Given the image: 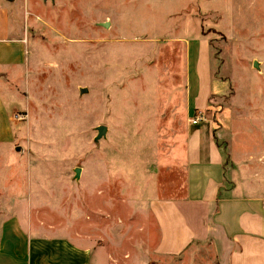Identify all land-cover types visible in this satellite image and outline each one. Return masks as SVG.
<instances>
[{
  "label": "rangeland",
  "instance_id": "1",
  "mask_svg": "<svg viewBox=\"0 0 264 264\" xmlns=\"http://www.w3.org/2000/svg\"><path fill=\"white\" fill-rule=\"evenodd\" d=\"M10 2L27 49L3 83L16 132L13 149L1 146L0 184L13 188L3 190L25 196L32 226L71 236L83 227L114 255L105 264H216L207 245L154 254L149 203L184 196L189 120L200 114L239 167L238 191L264 208V0ZM197 56L213 89L187 114ZM249 264H264V242Z\"/></svg>",
  "mask_w": 264,
  "mask_h": 264
},
{
  "label": "crops",
  "instance_id": "2",
  "mask_svg": "<svg viewBox=\"0 0 264 264\" xmlns=\"http://www.w3.org/2000/svg\"><path fill=\"white\" fill-rule=\"evenodd\" d=\"M10 1L0 0V157L6 155L1 146H7L9 152L14 148L16 137L10 95L3 83L8 75L25 66L27 49L19 37L18 24L12 23L11 16L16 9H12ZM197 62L198 56L191 74L195 85L186 95L187 114L190 109H201L204 103L207 107L213 89L211 74L202 79L203 85L200 82ZM191 76L188 73V77ZM190 126L184 196L149 203L159 237L154 254L180 257L195 245H207L216 264H249L250 255L263 249L262 199L238 191L232 176L239 167L234 164L232 153L228 152L227 163L223 150L214 147L208 123L200 120ZM199 143L204 144V148L198 147ZM14 152L15 156H20L17 148ZM239 171L244 174L243 170ZM10 182H5L7 188L12 185ZM5 184H0V264H105L115 261L114 255L94 245L90 237L81 232L83 227L75 229V235L71 236L64 232L52 235V225L32 226L24 208L18 206L24 204L25 196L14 193L15 190L4 191ZM88 222L87 215L85 224ZM142 231H146V227Z\"/></svg>",
  "mask_w": 264,
  "mask_h": 264
},
{
  "label": "water",
  "instance_id": "3",
  "mask_svg": "<svg viewBox=\"0 0 264 264\" xmlns=\"http://www.w3.org/2000/svg\"><path fill=\"white\" fill-rule=\"evenodd\" d=\"M44 1H46V0H44ZM100 25L102 27L106 28L108 26V23H101ZM253 66L257 68V63L254 62ZM82 92H84L83 89L80 90V93H82ZM104 133H105V127H103V126L97 127V138H100L102 135H104ZM79 171H80L79 168L74 169V178L75 179L79 178Z\"/></svg>",
  "mask_w": 264,
  "mask_h": 264
},
{
  "label": "built area",
  "instance_id": "4",
  "mask_svg": "<svg viewBox=\"0 0 264 264\" xmlns=\"http://www.w3.org/2000/svg\"><path fill=\"white\" fill-rule=\"evenodd\" d=\"M201 120V115L200 114H196L193 119L191 120V123L193 125L197 124L199 121Z\"/></svg>",
  "mask_w": 264,
  "mask_h": 264
}]
</instances>
